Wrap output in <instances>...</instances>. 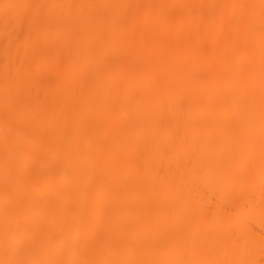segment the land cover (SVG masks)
<instances>
[{
	"label": "bare ground",
	"instance_id": "1",
	"mask_svg": "<svg viewBox=\"0 0 264 264\" xmlns=\"http://www.w3.org/2000/svg\"><path fill=\"white\" fill-rule=\"evenodd\" d=\"M0 264H264L261 0H6Z\"/></svg>",
	"mask_w": 264,
	"mask_h": 264
},
{
	"label": "snow or ice",
	"instance_id": "2",
	"mask_svg": "<svg viewBox=\"0 0 264 264\" xmlns=\"http://www.w3.org/2000/svg\"><path fill=\"white\" fill-rule=\"evenodd\" d=\"M33 6L31 5H19V4H10L7 3L6 0H0V9H3L5 15H7L8 13L14 11V10H18L21 8H31ZM261 9L262 11H264V0H261ZM33 264H45V262L42 261H36L33 262ZM64 264H77V262L75 261H65Z\"/></svg>",
	"mask_w": 264,
	"mask_h": 264
}]
</instances>
